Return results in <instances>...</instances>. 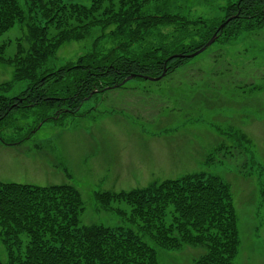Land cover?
Masks as SVG:
<instances>
[{
  "label": "rangeland",
  "instance_id": "obj_1",
  "mask_svg": "<svg viewBox=\"0 0 264 264\" xmlns=\"http://www.w3.org/2000/svg\"><path fill=\"white\" fill-rule=\"evenodd\" d=\"M234 1H174L168 11L188 14L189 29H161L133 51L197 48ZM21 4L25 8L24 0ZM200 20L204 26L198 25ZM27 34L25 25H17L0 36V48L7 44V56H13L19 43L26 46ZM100 35L97 30L85 41L66 45L47 69L75 63L92 52ZM112 46L109 38L98 43L102 53ZM13 75L12 66L0 65V84L12 81ZM27 84L21 82L4 95L18 96ZM0 129L5 143L35 132L15 145L0 141V182L76 187L84 201L81 226L138 231L99 203V193L144 189L190 174L220 177L231 187L238 216L240 248L235 264H264V26L234 37L223 35L160 81L135 78L97 94L77 115L47 122L35 108L16 114ZM114 208L131 210L126 203ZM146 241L158 251L159 264H194L205 253L185 246L165 250L149 238ZM0 260L8 264L1 229Z\"/></svg>",
  "mask_w": 264,
  "mask_h": 264
},
{
  "label": "trees",
  "instance_id": "obj_2",
  "mask_svg": "<svg viewBox=\"0 0 264 264\" xmlns=\"http://www.w3.org/2000/svg\"><path fill=\"white\" fill-rule=\"evenodd\" d=\"M174 1L180 0H24V8L21 0H0V36L17 25L28 29L26 46L19 43L13 56H7V44L0 48V65L14 68L13 80L0 84V125L35 108L47 122L77 115L95 90L100 92L94 96L130 75L159 77L167 69L169 76L190 60H168L173 55L200 50L216 33L218 42L225 34L234 37L264 26V0H237L227 5L224 17L197 48L169 52L152 47L136 54L133 49L156 31L171 26L189 29L188 14L168 11ZM229 18L233 19L219 30ZM97 30L101 35L92 52L75 63L47 69L59 50L85 41ZM106 38L113 46L102 53L98 43ZM21 82L28 84L18 96L4 95ZM34 133L15 143L31 139ZM3 135L0 129L2 144L15 145L2 141ZM96 198L138 231L81 226L84 201L72 185L0 182V229L8 264H159L158 251L146 238L165 250L204 249L194 264H235L240 248L238 216L231 187L218 176L190 174L144 189L99 193ZM122 203L130 206L129 213L114 208Z\"/></svg>",
  "mask_w": 264,
  "mask_h": 264
},
{
  "label": "water",
  "instance_id": "obj_3",
  "mask_svg": "<svg viewBox=\"0 0 264 264\" xmlns=\"http://www.w3.org/2000/svg\"><path fill=\"white\" fill-rule=\"evenodd\" d=\"M237 16H235L234 18H236ZM233 18H229L225 23H223L220 27L219 30H222L227 23H229ZM218 38L217 33L214 34V36L211 38V40L209 42H207V44L202 47L200 50L192 53V54H187V55H183V54H175L172 57H170L168 60H171L173 58H182V57H187L188 59H192L195 58L196 56L200 55L201 53H203L205 50H207V48H209L212 44H214L216 42ZM167 75V69H165V71L163 72V74L159 77H151V76H143V78L147 79V80H151V81H160L161 79H163L165 76ZM136 77V75H130L128 78H126L120 85H116L114 86V88H117L119 86H123L125 85L128 81L134 79ZM111 89L110 87H107L106 90ZM97 91H94L87 99H89L90 97H92L94 95V93Z\"/></svg>",
  "mask_w": 264,
  "mask_h": 264
},
{
  "label": "bare ground",
  "instance_id": "obj_4",
  "mask_svg": "<svg viewBox=\"0 0 264 264\" xmlns=\"http://www.w3.org/2000/svg\"><path fill=\"white\" fill-rule=\"evenodd\" d=\"M111 88V87H110ZM112 89V88H111ZM105 90H106V88H105ZM107 91V90H106ZM105 92V91H104Z\"/></svg>",
  "mask_w": 264,
  "mask_h": 264
}]
</instances>
